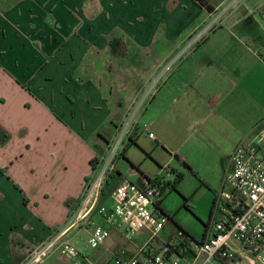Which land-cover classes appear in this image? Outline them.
I'll return each instance as SVG.
<instances>
[{
    "label": "crops",
    "instance_id": "1",
    "mask_svg": "<svg viewBox=\"0 0 264 264\" xmlns=\"http://www.w3.org/2000/svg\"><path fill=\"white\" fill-rule=\"evenodd\" d=\"M90 1L0 0V264L23 263L65 226L91 178V159L102 140L109 145L105 134L138 100L112 167L117 184L126 179L120 159L143 187L171 169L192 174L186 163L216 192L235 145L264 120V25H254L261 4L256 13L241 12L236 0H206L212 11L195 0H95L97 8ZM140 17L138 35L131 21ZM159 31L167 67L149 75L147 96L132 91L123 104L129 73L109 74L103 65L123 55L124 33L147 36L155 48ZM172 49H182L179 58ZM109 230L113 253L135 252L148 235L143 229L128 240ZM173 257L189 264L193 256Z\"/></svg>",
    "mask_w": 264,
    "mask_h": 264
},
{
    "label": "built area",
    "instance_id": "2",
    "mask_svg": "<svg viewBox=\"0 0 264 264\" xmlns=\"http://www.w3.org/2000/svg\"><path fill=\"white\" fill-rule=\"evenodd\" d=\"M259 12L264 19V6ZM112 167L100 168L86 181L80 202L69 221L52 237L33 247L24 264L43 261L53 248L60 249L69 259L65 264H93L85 252L104 244L110 236L109 227L120 229L128 240L143 229L148 233L135 252L126 248L116 250L113 264H178V259L173 256L181 251L177 246L184 241L183 232L178 231L176 241L158 242V234L168 220L158 206L167 191L166 178L170 172L166 171L163 179L141 189L123 180L113 189L109 200L100 204L101 189ZM224 184L215 193L211 218L202 240L190 242L194 254L189 264L210 263L216 257L236 258L235 243L248 249L264 264V120L254 127L249 139L235 145ZM95 215L104 224L98 223ZM74 228L87 235L83 249H78L67 238Z\"/></svg>",
    "mask_w": 264,
    "mask_h": 264
},
{
    "label": "rangeland",
    "instance_id": "3",
    "mask_svg": "<svg viewBox=\"0 0 264 264\" xmlns=\"http://www.w3.org/2000/svg\"><path fill=\"white\" fill-rule=\"evenodd\" d=\"M229 1L232 2L234 0ZM90 2L91 7H98L97 1L91 0ZM228 2L221 8L227 7ZM237 2L241 3L239 6L241 12L243 10L248 11L249 8H253V10L256 11L257 7L255 6H258L259 4L261 5L257 8V10H260L264 6V0H236L234 5ZM134 4H136L135 1L129 0V5ZM221 10L222 9H220L219 12H221ZM115 19L117 18H114L113 22L115 21ZM247 19L248 22L253 21V15L249 14V12ZM143 21H146L145 17L138 18L136 20V23L135 21H131V25H134L135 29H138V35H141L139 25ZM254 25H256L257 27H259L260 25H264V19L261 15L257 16V23ZM263 27L264 26H262V32L264 34ZM133 34H135V32ZM133 34L124 33V37H122L121 43L119 42L120 49L122 50L123 55L116 56L114 58L109 54L110 56L108 57V60L105 61L106 65L105 63L103 65V69H105L106 66L109 74H114L115 72L119 71L120 68L124 69L125 73H129V75H122L124 84H126V81L128 82V86L125 85L121 89V91L123 90L122 93L124 94L121 98L124 100L123 104H126L127 101L134 96V93L137 90H140L141 92L140 98L147 96L149 90L153 87V80L149 81V75H154L156 71H159V73H161L167 67V63L164 64L163 56L165 54V50H168L165 49V47L168 46V41L165 40L163 31H159L155 35V41L157 42V47L155 48L154 46L149 47L146 44L148 42L147 36H142L141 38L137 39L133 37ZM184 34L185 33H183V35ZM165 41L166 44H163ZM176 43L177 42H171L172 46H174ZM158 45L160 46L158 47ZM172 50L175 51L176 49ZM181 52L182 49L176 50L172 58H179ZM101 60L103 61L104 59ZM96 65L97 70H99L100 62H98ZM132 72L135 75H131ZM136 75H138V77ZM132 91L134 93H132ZM138 102L139 100L133 107H131L127 115H119L121 116V118H123V120L122 122H120V120L116 121V126L122 124L120 125V127H118V130L115 131L116 128L110 127V132L105 134V136L107 137V141H109V145L107 146L106 142L102 140V150L98 151L97 154L93 157V159L99 157L103 158L100 161L95 173L102 167L106 166L108 168V166H112L115 162V159H118L120 157L122 142L126 140V131L128 130V126L133 120V113L136 109V106L138 105ZM103 147L105 148L103 149ZM102 151H106L105 156V153H103ZM125 162L126 161L124 159H120L119 161V167L122 169V173L126 177V179L124 180L127 182H131L134 186L140 189L144 188L141 184L138 185V181L140 180V178L136 173L134 174L133 172H130V165L126 164ZM93 172L94 170H92L89 174L90 177L92 176ZM198 177L193 174H185L183 179L177 184L176 189H170L162 198L161 207L163 209V213L168 217V220L165 223L163 229L159 232L158 240L160 236V239L162 238L164 241H166L167 239L165 238L171 235L173 237L169 239V241H176L178 240V231H185L186 233H188L189 239L191 235L196 241H200L203 238L206 229L205 224H207L211 218L210 215L216 192H214V189H212L213 187H210V185L205 180H203L200 175H198ZM172 179L173 174H170V176L166 178L167 181ZM202 181L205 182V184ZM219 190L220 189H216L217 192ZM95 220L98 223L102 224V219L98 215H95ZM76 231H78V228L71 229L67 235V238H70L72 243L78 249H83V244L86 241L87 235L84 231L81 233L78 232L80 233V235H77ZM184 236L185 235H183L182 238H184ZM235 244L237 245L236 248L238 250L236 255L237 260L236 262L234 261L231 264H263L260 258L254 255L248 249H245L241 244ZM112 246L113 240L110 236L106 239V241L100 248L89 249L85 253L88 254L87 258L93 264H98L97 258L99 257V255H101V263L99 264H113V250H111ZM62 258L65 257L61 254L60 249L53 248L51 253L44 257L45 261L43 263L41 261L34 264H58V262H60V259ZM178 264H183V261L181 260V262ZM206 264L223 263L216 258H213L211 259L210 263Z\"/></svg>",
    "mask_w": 264,
    "mask_h": 264
},
{
    "label": "trees",
    "instance_id": "4",
    "mask_svg": "<svg viewBox=\"0 0 264 264\" xmlns=\"http://www.w3.org/2000/svg\"><path fill=\"white\" fill-rule=\"evenodd\" d=\"M199 5H201V6H203V7H205L207 10H209V11H212L213 10V7L211 6V5H209L208 3H207V1L206 0H195ZM132 142H134V140L131 138L130 139V143H132ZM125 148H126V146H125ZM124 148V149H125ZM98 162H99V158H95V159H93V160H91V164H92V169L93 170H95V168H96V166H97V164H98ZM184 165L190 170V172L193 174V175H195L196 177H198V175H197V173L188 165V164H186V163H184ZM171 171V173L173 174V179L172 180H168L167 182H166V189H167V191H165L164 192V195H163V197L167 194V192L170 190V189H172V190H174V189H176V187H177V184L183 179V177H184V175H183V173L182 172H179V171H176V170H174V169H171L170 170ZM164 178V176L161 174V175H157L155 178H153V179H150L149 180V183H152V182H158V181H160L161 179H163ZM199 178V177H198ZM118 179H120V175H119V173H118V171H115L114 169H112L109 173H108V175H107V177H106V179H105V181H104V183H103V187H102V189H101V195H100V199H99V203L101 204V203H104L105 201H106V199L110 196V194H111V192L113 191V189L117 186V180ZM203 182V181H202ZM204 184H205V182H203ZM162 197V198H163ZM161 202H162V199H160V201H159V204H161ZM213 206V205H212ZM158 208H159V210H160V212L162 213V214H164L163 213V209H162V207L159 205L158 206ZM165 215V214H164ZM207 226V224H205V227ZM183 232V235H185L184 236V238H183V242H181L180 243V245H178L177 246V248L179 249V250H181V252H184L186 255H188V256H193V250H192V248L190 247V242L191 241H196L195 239H194V237L193 236H191L190 235V239L188 238V233H186L185 231H182ZM185 232V233H184ZM187 234V235H186ZM204 236V235H203ZM179 252V251H178ZM216 259L217 260H219V261H221L223 264H231V261H234L235 260V258H232V259H226V258H220V257H216Z\"/></svg>",
    "mask_w": 264,
    "mask_h": 264
}]
</instances>
